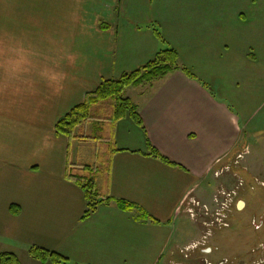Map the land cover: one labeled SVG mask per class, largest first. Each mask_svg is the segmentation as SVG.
I'll return each instance as SVG.
<instances>
[{
	"label": "crops",
	"instance_id": "0c3cea01",
	"mask_svg": "<svg viewBox=\"0 0 264 264\" xmlns=\"http://www.w3.org/2000/svg\"><path fill=\"white\" fill-rule=\"evenodd\" d=\"M167 47L190 74L126 89L141 124L126 114L88 120L71 139L56 132L104 80ZM263 140L264 0H0V253L22 264H57L32 246L72 264H168L197 240L176 231L188 197L210 203L230 177L216 170L247 148L244 167L253 150L258 162ZM86 170L104 196L139 209L111 201L83 220L76 178L90 177L74 173Z\"/></svg>",
	"mask_w": 264,
	"mask_h": 264
},
{
	"label": "rangeland",
	"instance_id": "374dc122",
	"mask_svg": "<svg viewBox=\"0 0 264 264\" xmlns=\"http://www.w3.org/2000/svg\"><path fill=\"white\" fill-rule=\"evenodd\" d=\"M91 113L94 118H110L113 115V106L112 104H101L98 105V107H93ZM90 128H92V126ZM88 133H92V130L90 129ZM100 145L104 146L103 143H100ZM248 153L249 150L247 148V152L240 153L242 157L237 156L231 161L230 169L223 172V174L228 173L230 177L226 176V185L220 186L216 191H222L224 188L228 191L236 190L238 195L235 198V205L242 200V195L245 196L247 194L246 198L248 199L246 201L248 203L246 209L244 208L245 204L243 206L244 209L242 208L243 211L240 210L239 205H237V207L235 206L231 212H229V217L225 222L221 223V225L224 224L226 226H213V234L217 232L216 236H214L215 234H209L206 246L213 243L217 245L219 249L209 255L197 249V247H195V249L191 248L196 245L195 242H198L199 239V241H203L204 238L202 235H206L207 232H209L207 228L208 223L206 222H210L217 218L216 212L219 203L214 199L215 194L213 195L212 201H208L210 203L200 202L193 197H188L190 204H197L198 202L199 205H194L193 207V205L187 203L188 200L186 201L184 210L186 207L188 209L193 207V209H195V216H192L189 210H187L184 214H188L187 216L189 217H186L184 221L182 218L177 223L176 231L178 236L182 235L181 242L183 243L195 237H197V240L189 243L185 248L180 249L179 255L182 257L179 255L174 256L177 253L170 256L168 255V257H170L166 259L168 264H264V227L257 230L251 223V219L258 222L261 213L264 211V200L260 198V196L264 195V146H262V149H259V161L255 163L257 158L253 150L249 156V165L247 164V167H244V158ZM243 168L246 169V176L244 175L245 172L238 173L242 171ZM74 175L91 178L95 175V172L86 170L83 173H74ZM240 179H243L246 185L239 188ZM99 193L104 195L102 190H99ZM206 207L209 208L208 211ZM239 213L242 214L238 215ZM234 220L237 222L236 226L233 225ZM254 250L256 251L254 252Z\"/></svg>",
	"mask_w": 264,
	"mask_h": 264
},
{
	"label": "trees",
	"instance_id": "16d2710c",
	"mask_svg": "<svg viewBox=\"0 0 264 264\" xmlns=\"http://www.w3.org/2000/svg\"><path fill=\"white\" fill-rule=\"evenodd\" d=\"M104 25H106V23L101 24V26ZM157 35L163 40L159 31L157 32ZM180 68L190 74L187 69L181 65L179 52L175 48L167 47L159 50L152 60L138 69L123 73L116 79L104 80L96 90L87 94L84 102L73 107L69 112L59 118L56 123V132L66 135L71 139L80 125L86 123L88 120L94 119L91 110L93 107L101 104H112L113 115L108 118L109 120H117L126 114H130L136 122L141 124L142 121L137 106L130 98L124 95L126 89L130 86L139 85L145 81H151L156 78L163 77ZM150 155L171 163L151 145ZM69 177L73 178L74 176ZM76 179H78L77 182L81 185L86 196V208L82 216L83 220L90 217L101 204L109 203L111 201H116L122 209L128 211L139 209L136 204L126 200L101 195L98 191L96 180L93 178L84 179L80 177ZM138 218L142 220L152 219L145 211L142 210L140 211ZM30 252L36 259L42 262L50 261L57 264H72L70 263V260L62 254L39 246H32L30 248ZM0 264L22 263L15 253L2 252L0 253Z\"/></svg>",
	"mask_w": 264,
	"mask_h": 264
},
{
	"label": "built area",
	"instance_id": "2783aa9c",
	"mask_svg": "<svg viewBox=\"0 0 264 264\" xmlns=\"http://www.w3.org/2000/svg\"><path fill=\"white\" fill-rule=\"evenodd\" d=\"M238 157H242V155L240 154V155H238ZM228 169H230V165L224 166L220 170H216L215 174H216V176H219L225 170H228ZM245 185H246L245 184V181L243 179H240V181H239V188L241 186L244 187ZM237 195H238V192L236 190H231V191L229 190L228 191L226 189L215 193V198L214 199H215V201L217 203H219L218 210L216 212V217L217 218L215 217L216 219H213V220L211 219L212 221L206 222V223H208L207 228H208L209 232H207V234L204 236V240L202 242H198L199 245H206L207 244V241H208L207 238L209 237V234L210 235L213 234V230H212L213 226L214 227L215 226L218 227L219 225H220L219 227L226 226L224 224L221 225V223H223V222L226 221V219L229 217V212H231V210L234 208V206L240 205V203H241V201H239L235 205V198H236ZM188 204H190V201H189ZM190 205H193V207H194V205L195 206L196 205L198 206L199 203L198 202H197V204L191 203ZM193 207L192 208H189L188 210H189V213H191L192 216H195V209H193ZM208 209L209 208L206 207V210L207 211H208ZM197 246H198V244L196 243V245L194 247L192 246L191 248L194 249ZM255 251L256 250H254V252Z\"/></svg>",
	"mask_w": 264,
	"mask_h": 264
},
{
	"label": "flooded vegetation",
	"instance_id": "af4514ba",
	"mask_svg": "<svg viewBox=\"0 0 264 264\" xmlns=\"http://www.w3.org/2000/svg\"><path fill=\"white\" fill-rule=\"evenodd\" d=\"M235 207V206H234ZM237 207V206H236ZM238 210V209H237ZM251 223L253 224V226H255V228L257 230L261 229L262 227H264V211L261 213L258 222H256V220L251 219Z\"/></svg>",
	"mask_w": 264,
	"mask_h": 264
}]
</instances>
